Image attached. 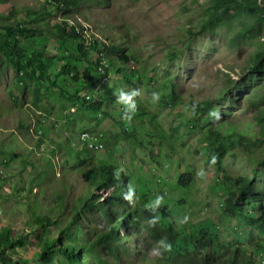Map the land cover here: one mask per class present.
<instances>
[{
  "label": "rangeland",
  "instance_id": "rangeland-1",
  "mask_svg": "<svg viewBox=\"0 0 264 264\" xmlns=\"http://www.w3.org/2000/svg\"><path fill=\"white\" fill-rule=\"evenodd\" d=\"M238 2L243 8L231 0H76L68 15L81 17L91 42L79 39L85 55L72 49L71 57L90 61L91 70L100 57L110 66L108 78L89 73L97 110L82 99L74 102L76 91L82 94L76 84L82 74L62 70L67 51L49 33L58 16L48 18L50 30L23 41L48 54L44 63L52 81L45 87L27 77L20 84V73L0 51V229L23 236L6 253L20 264H41L35 207L54 219V194L65 197V215L46 229L57 237L71 218V202L88 191L90 171L106 162L127 175L131 193L170 211L171 221L209 227L218 244L257 257L255 246H264L255 218L264 223V0ZM45 7L44 0H0V19L7 17L5 26L23 25L28 11L31 17ZM255 25L260 33L246 37ZM119 54L127 60L117 59ZM49 55L62 56L51 62ZM83 132L101 134L102 148L84 149ZM221 145L224 156L209 163ZM187 174L190 182L179 186L177 179ZM239 179L257 183L248 203L236 200ZM109 191L95 197L104 201ZM229 202L237 203L234 215L225 208ZM103 222L95 211L70 233L83 241ZM135 241L129 240V255L119 261L104 249V264H153L158 245L148 237ZM52 263L68 264L58 255ZM87 263L97 264L90 258Z\"/></svg>",
  "mask_w": 264,
  "mask_h": 264
},
{
  "label": "trees",
  "instance_id": "trees-1",
  "mask_svg": "<svg viewBox=\"0 0 264 264\" xmlns=\"http://www.w3.org/2000/svg\"><path fill=\"white\" fill-rule=\"evenodd\" d=\"M231 1H233V5L243 8L238 0ZM44 2L47 6L45 8L48 10L31 11L33 15L31 17L28 11L23 25L10 26L7 24L5 26L3 24L7 23L5 21L7 17L2 18V21L0 19V29L3 30V33H0V51L5 56V61L20 73L17 77L20 84L25 83L24 78L26 77L29 80L33 79L35 86L38 87H45L46 81H52L48 74V67L44 63L45 49L41 47L33 48L34 43L29 46L23 41H28L37 34L39 36L41 31L50 30L47 27L49 25L48 18L53 15L57 17L61 14L64 18H70L68 14L71 10H74V5H76V0H44ZM246 11L251 14L255 13L253 7L246 8ZM37 22L41 25L37 26ZM51 30L49 33H54L57 41H63V48L67 51L65 56L60 55L64 59L62 70L82 74L81 79L76 81L77 87L82 88V94L79 96L78 91H76L74 98L77 100L74 102L78 103L82 99L87 103L83 91L92 85L89 81V73L96 72L98 58L95 63H92V70L86 67V64L90 65V61L88 63L85 61V66H82L84 63L80 56L75 54L71 57L72 49H76L82 55H85L83 46L79 43L81 38L75 33L74 29H67L65 22H63L54 24ZM259 33L260 28L255 25L246 32V37L253 38ZM38 39L44 41L40 37ZM108 52L111 53V51ZM112 52L116 53L115 48ZM58 56L49 55V60L53 62L60 57ZM121 58L126 60L125 55H122ZM17 86L19 85L17 84ZM34 92L33 105L37 107L41 104L40 91L36 88ZM87 104L92 109L97 107L94 103ZM224 154L225 147L223 145L218 146L210 153L208 162H218ZM82 162L79 161L78 166ZM261 176L264 178V174ZM38 177L41 179L40 175ZM190 178V174L178 178V185L186 187L190 182ZM238 182L239 190L236 200L237 202L248 203L247 200L255 194L257 183L254 179L249 181L239 179ZM87 186L88 191L71 202V218L57 237L50 238L46 229L50 226H56L62 216L65 215V197L59 193L54 194L57 207L54 219L50 216L40 215L35 207L36 216L33 221L36 227L37 239L41 242V245H39L40 251L36 255L39 263L53 264V257L58 255L65 258L68 264H88V258L97 264H104L106 261L101 258L104 249L115 261H119L121 252H127L123 241H127L130 237L127 234L122 238L120 231L122 229L127 230L129 224H131L141 230H148L149 237L153 242H160L161 245L165 244L164 250L161 251L162 256L154 260L153 264H256V258H253L248 252L240 251L238 248L227 249L224 245L218 244L209 227L197 229L196 227L192 228L193 225L184 221L182 224L180 222L175 223L169 217L170 211L165 212L163 208L153 204L147 205L146 197L134 193L125 195L124 191L129 189L128 177L123 173H117L111 164L102 162L96 169L91 170L89 176H87ZM40 187L42 188L43 185ZM110 188H113V190L104 201H100L99 197H95V192ZM39 195L43 194L39 193ZM35 204L37 205V203ZM225 208L228 213L234 215L237 203L229 202ZM95 211L100 213L104 222L98 228H90L89 236L83 237L84 242L76 234L70 233L72 229L80 231L79 220L89 218V215L94 214ZM255 218H257L261 230L264 231L262 217L259 215ZM11 232L9 228L0 229V264H20L8 252L6 253V250L13 249L23 239V236L14 237ZM263 247V245H257L255 250L261 251ZM82 255L85 259H81Z\"/></svg>",
  "mask_w": 264,
  "mask_h": 264
},
{
  "label": "clouds",
  "instance_id": "clouds-1",
  "mask_svg": "<svg viewBox=\"0 0 264 264\" xmlns=\"http://www.w3.org/2000/svg\"><path fill=\"white\" fill-rule=\"evenodd\" d=\"M81 17H79V16H74V17H70V18H64L61 14H59L58 15V20H59V23L61 24V23H63V22H65V24H66V28L67 29H71V28H73L74 29V31H75V33H77L78 35H79V38H81L80 40H82L84 43L86 42V43H89L90 44V42H91V40L89 41L88 40V34H87V28L84 26V23H83V21L80 19ZM122 55H124V54H119V55H116V58L117 59H119L120 61H126V60H122V58H121V56ZM126 57V56H125ZM105 58V60H109L108 59V57H104ZM127 58V57H126ZM109 64L108 63H106L104 60H101V57L100 58H98V61H97V67H96V73L98 74V75H100V76H102L104 79L107 77H109V75L108 74H106V72L108 71V69H109ZM115 73H116V70H115ZM91 82V81H90ZM92 83V82H91ZM97 88V87H96ZM92 87H89L88 89H86V91L84 92L83 91V93H84V97H85V100L87 99V100H89V101H86L87 103H91V102H96L94 99H91V98H93V97H89L90 95H92ZM94 104H97V103H94ZM89 133H87V132H83V133H81V135H80V140H81V142H82V145H83V148L84 149H86V150H88V151H93V150H97L98 148H102V143L100 142V139H101V137H102V135L101 134H98L97 135V137H94V136H92V135H88ZM115 168V167H114ZM115 171L117 172V173H122V172H119V170L117 169V168H115ZM124 174V173H123ZM126 175V174H125ZM191 179V178H190ZM158 182H159V180H158ZM129 188V187H128ZM111 189V192H112V190H113V188H110ZM110 189H107V190H104L105 192H107L108 190H110ZM127 192H128V194H132L130 191H129V189H127L126 190ZM110 192V191H109ZM110 192V193H111ZM134 193V192H133ZM125 194V193H124ZM110 195V194H109ZM126 195V194H125ZM181 204L179 203V204H176V206L177 207H179ZM155 206V205H154ZM156 206H159V205H156ZM159 207H161V206H159ZM164 210V209H163ZM165 212H166V210H165ZM175 214H178L177 212L175 213ZM173 217H176V216H178V215H172ZM131 227H133L135 230H134V232L130 229V227L129 228H127V230H125V229H122V230H124L126 233H125V235H124V237L128 234V235H130V237L128 238V240L127 241H123V243H125V247H126V250H127V252L126 253H123V252H121V256H126V255H129V251H128V249H127V243L129 242V240H131V242H136L135 240H136V238H143V237H148L149 238V243L150 244H152V245H158V247H159V254H158V256L154 259V260H156V259H159L160 258V256H162V254H161V251L162 250H164V248H165V244H163V245H161V243L160 242H157V243H155V242H153L152 241V239L149 237V231L148 230H141V229H139V228H136V227H134V226H131ZM130 229V230H129ZM122 230L120 231V235H121V232H122ZM142 232H145V233H147V235H143L142 234ZM123 238V237H122ZM233 248H237V247H233V246H231V247H229L228 249H233ZM254 251H255V248H254ZM138 252H141V251H138ZM138 252H136V254L138 255ZM253 252V251H252ZM254 254V253H253ZM256 254H257V257H256V259H255V262H256V264L260 261L261 262V264H264V250H261V251H258L257 250V252H256ZM120 256V257H121ZM252 257H253V255H251ZM257 260H258V262H257ZM260 264V263H259Z\"/></svg>",
  "mask_w": 264,
  "mask_h": 264
}]
</instances>
